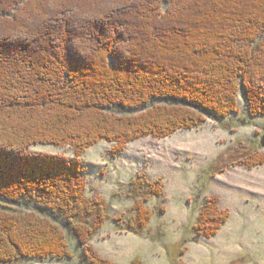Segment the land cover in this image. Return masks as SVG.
Listing matches in <instances>:
<instances>
[{
    "label": "trees",
    "instance_id": "16d2710c",
    "mask_svg": "<svg viewBox=\"0 0 264 264\" xmlns=\"http://www.w3.org/2000/svg\"><path fill=\"white\" fill-rule=\"evenodd\" d=\"M241 111L264 117V0H0V263L74 264L76 241L86 263L114 264L89 245L111 215L86 196L82 155L107 142L117 157L209 119L226 128ZM163 195L161 181L134 177L119 229L142 233ZM229 217L206 199L195 233Z\"/></svg>",
    "mask_w": 264,
    "mask_h": 264
},
{
    "label": "rangeland",
    "instance_id": "374dc122",
    "mask_svg": "<svg viewBox=\"0 0 264 264\" xmlns=\"http://www.w3.org/2000/svg\"><path fill=\"white\" fill-rule=\"evenodd\" d=\"M234 117L223 121L226 128L209 119L198 129L137 140L117 157L112 154L115 145L107 142L87 150L80 158L86 196L104 200L111 215L90 242L91 249L114 264H264V164L251 168L241 163L256 153L264 156V117L242 111ZM30 152L75 159L70 147L36 145ZM139 174L161 181L164 195L148 202L152 218L142 233H124L115 218L131 216L129 183ZM209 198L230 215L210 237L194 229ZM60 226L74 238L69 224ZM84 255L76 250L74 264H89Z\"/></svg>",
    "mask_w": 264,
    "mask_h": 264
},
{
    "label": "water",
    "instance_id": "95a60500",
    "mask_svg": "<svg viewBox=\"0 0 264 264\" xmlns=\"http://www.w3.org/2000/svg\"><path fill=\"white\" fill-rule=\"evenodd\" d=\"M261 144H262V146L264 147V140H262ZM41 213H43V211H42ZM54 220H55V221H58V218L55 217ZM61 225H62L64 228H66V227L68 226L67 223H61ZM68 233L70 234V231H69V230H68ZM79 248H81V246H78V247L76 248V250H78Z\"/></svg>",
    "mask_w": 264,
    "mask_h": 264
},
{
    "label": "bare ground",
    "instance_id": "6f19581e",
    "mask_svg": "<svg viewBox=\"0 0 264 264\" xmlns=\"http://www.w3.org/2000/svg\"><path fill=\"white\" fill-rule=\"evenodd\" d=\"M128 26V25H127ZM133 33V32H132Z\"/></svg>",
    "mask_w": 264,
    "mask_h": 264
}]
</instances>
